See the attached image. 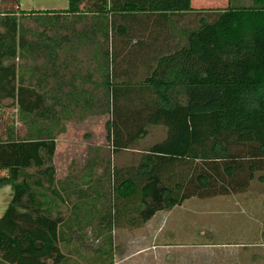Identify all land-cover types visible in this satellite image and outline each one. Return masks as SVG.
<instances>
[{"label": "trees", "instance_id": "1", "mask_svg": "<svg viewBox=\"0 0 264 264\" xmlns=\"http://www.w3.org/2000/svg\"><path fill=\"white\" fill-rule=\"evenodd\" d=\"M11 1L16 10L0 11V105L16 108L25 132L10 127L0 139V186L12 190L0 264H67L61 244L88 230L102 239L96 252L112 259L116 229H140L192 198L263 186L264 0L220 10L192 0H69L67 10L40 12ZM199 14L211 21H194ZM87 116L109 118L112 154L150 126L166 136L131 166L108 161L107 182L95 172L101 156L80 180L58 179L57 140ZM71 195L70 215H53L52 202ZM117 202L135 209L118 215Z\"/></svg>", "mask_w": 264, "mask_h": 264}, {"label": "rangeland", "instance_id": "2", "mask_svg": "<svg viewBox=\"0 0 264 264\" xmlns=\"http://www.w3.org/2000/svg\"><path fill=\"white\" fill-rule=\"evenodd\" d=\"M254 4L255 0H230V2L229 0H192L195 8L212 10L225 9L229 5L252 7ZM19 7L22 11L28 12L62 11L69 9V0H19ZM10 8L16 10L17 6L11 0H0V11ZM201 16L206 21H211L208 14ZM22 22L30 28L43 30L37 27L30 17L23 18ZM65 51L60 53V63L66 59ZM17 62L23 65H34L32 61L18 60ZM3 103L7 105L10 102ZM17 118L16 108L0 105V139H6V132L10 127H15L20 135H24V126ZM108 119L107 116H87L85 119L74 118L66 123L67 132L59 136L57 140L55 166L58 179L63 180L67 175H74L80 180L87 170V162L101 156L103 164L99 165L95 172L107 182L109 177L104 172L108 161L111 162V166L119 168L131 166L143 151L162 141L166 136L164 127L150 126L146 138L128 150L112 154L107 140ZM3 175L5 172H0V177ZM105 187L107 188V185ZM249 195L251 194L243 193V195H230L223 199L218 197L201 199L195 208H190L191 212L186 211L188 208L184 211L177 208L169 213L166 224L164 223L165 214H163L142 230L116 229L113 232L112 259L105 255L100 256L96 252L102 245V239L93 237L89 230L83 234H74L71 241L67 245L61 244V247L69 258L67 264H264V250L253 245L261 244V240L256 239L252 242L254 237L248 234L249 231L257 234L263 230L260 224L253 225V217L248 214L247 205L254 203V199ZM11 200V188L0 186V218ZM67 200L66 204L60 201L52 202L53 215H57V211L64 217L70 215L71 207L77 198L71 195ZM234 201H240L239 209L236 203H233ZM118 205L119 202H117ZM120 207L121 209L117 211L118 215L135 209L134 205L121 206L120 204ZM250 208L255 211V206ZM196 209L198 211L194 212ZM255 212L258 213V208ZM182 223L183 226L189 223L191 232L195 233L180 229ZM104 259H107L105 263L102 262Z\"/></svg>", "mask_w": 264, "mask_h": 264}, {"label": "crops", "instance_id": "3", "mask_svg": "<svg viewBox=\"0 0 264 264\" xmlns=\"http://www.w3.org/2000/svg\"><path fill=\"white\" fill-rule=\"evenodd\" d=\"M192 7L194 8V9H197V10H200V9H198V8H195L193 5H192ZM203 15V14H202ZM191 18V16H189V15H184V16H178V22H179V25L180 26H185V25H190V19ZM199 18H201V15L199 14L198 16L196 15L195 16V18H194V21H196V19H198L199 20ZM177 20V19H176ZM246 194H251V195H249V197H252L253 199H254V203L252 204V205H250L249 204V206L247 205V207L249 208H247V210H248V214H251L252 215V217H253V225H259L260 224V226H262L261 228L263 229L262 231H260V233H251L252 231H249V235H251V236H253L254 237V240H252V242H254V241H256V239H260L261 240V244H253V245H256L255 247H257V248H262V250H264V184H263V186L262 185H256V186H254V187H251L247 192H245ZM232 195H237V196H239V195H243V193H241V194H232ZM228 196H230V195H228ZM223 197L225 198V197H227V196H219L218 198H222L223 199ZM233 197V196H232ZM248 197V198H249ZM214 198H217V197H214ZM233 198H236V196H234ZM222 199H220V200H222ZM198 201V202H197ZM200 201H201V199H197V198H192V199H190V200H188V201H186V202H184V204L182 205V206H179V207H177V208H181L182 209V211H184V210H186L187 208H188V210H186V211H189L190 210V212L192 211L190 208H195V205H198L199 203H200ZM220 202V201H219ZM234 204L236 203V205L238 206V208L237 209H239V206L240 205H238L239 203H240V201H234L233 202ZM191 206H193V207H191ZM250 206H255V211H256V209L258 208V213H256L252 208H250ZM177 208H174L173 210H171V211H169V212H164V213H158L155 217H153L144 227H142V228H140L141 230L143 229V228H145V227H148L149 225H151V223L155 220V219H157L160 215H163V214H165L164 215V223L166 224L168 221V218H167V215L169 214V213H172L175 209H177ZM183 208H185V209H183ZM185 211V212H186ZM198 211V209H196L194 212H197ZM190 212H188V213H190ZM190 224L189 223H187V224H185L184 226H183V223H182V225H181V228L180 229H183V230H186V231H189L188 233H195L194 231L193 232H191V228H190V226H189ZM203 228V230H206V228L205 227H202ZM201 228V229H202ZM189 235V234H188ZM250 236V237H251ZM263 237V238H262ZM252 239V238H251ZM249 242V241H248ZM252 245V244H251ZM264 253V252H263ZM262 253V254H263Z\"/></svg>", "mask_w": 264, "mask_h": 264}]
</instances>
